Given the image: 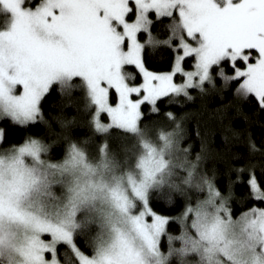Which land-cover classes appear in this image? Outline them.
Segmentation results:
<instances>
[{
	"label": "snow or ice",
	"instance_id": "6c2138e0",
	"mask_svg": "<svg viewBox=\"0 0 264 264\" xmlns=\"http://www.w3.org/2000/svg\"><path fill=\"white\" fill-rule=\"evenodd\" d=\"M0 264H264V0H0Z\"/></svg>",
	"mask_w": 264,
	"mask_h": 264
},
{
	"label": "trees",
	"instance_id": "16d2710c",
	"mask_svg": "<svg viewBox=\"0 0 264 264\" xmlns=\"http://www.w3.org/2000/svg\"><path fill=\"white\" fill-rule=\"evenodd\" d=\"M165 63V58L162 53H154L150 59V66L159 68ZM220 103L219 98L211 99H200L196 98L193 101L186 103L182 111H187L189 113L185 120V129L188 140L192 144L193 152L199 150L200 139L195 135L194 125L199 122L200 132L203 136H206L210 141L209 147L211 149L210 156L215 153L216 149L219 147L221 141V125L216 120L215 116L212 114V109H214L217 104ZM211 161H209V165Z\"/></svg>",
	"mask_w": 264,
	"mask_h": 264
}]
</instances>
